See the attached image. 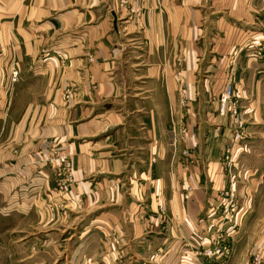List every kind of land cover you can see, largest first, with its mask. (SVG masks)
<instances>
[{
    "label": "crops",
    "instance_id": "crops-1",
    "mask_svg": "<svg viewBox=\"0 0 264 264\" xmlns=\"http://www.w3.org/2000/svg\"><path fill=\"white\" fill-rule=\"evenodd\" d=\"M263 17L264 0H0V264H189L218 234L228 257L202 264L264 256ZM228 83L249 135L232 147Z\"/></svg>",
    "mask_w": 264,
    "mask_h": 264
},
{
    "label": "built area",
    "instance_id": "built-area-1",
    "mask_svg": "<svg viewBox=\"0 0 264 264\" xmlns=\"http://www.w3.org/2000/svg\"><path fill=\"white\" fill-rule=\"evenodd\" d=\"M263 39H257L252 44V52L254 57L263 58L264 46L262 45ZM264 43V42H263ZM17 70L13 69L10 76V84H13L17 80ZM227 86L221 92L218 99V112L221 115H226L229 120V127L232 131V140L230 147L233 144L243 141L246 136V129L242 126V119L240 116L238 103L236 101L234 90L232 89V84L228 83ZM229 113V114H228ZM231 153L228 154V157ZM55 160V173L58 176V184L63 185L66 180L72 175V162L68 155L64 152H57L53 158ZM221 206V216L225 220H229L235 217L238 212V200L233 193L224 192L223 197L220 202ZM211 247H206L199 244L194 247L192 256L193 260L189 264H202L200 258H216L217 260H225L229 254V246L222 243V236L218 234L214 238ZM252 264H264V256L259 253H254L252 256Z\"/></svg>",
    "mask_w": 264,
    "mask_h": 264
},
{
    "label": "rangeland",
    "instance_id": "rangeland-1",
    "mask_svg": "<svg viewBox=\"0 0 264 264\" xmlns=\"http://www.w3.org/2000/svg\"><path fill=\"white\" fill-rule=\"evenodd\" d=\"M263 26H264V17H263ZM260 38H262L263 39V42H264V36H262V37H259V38H257V39H260ZM256 39V40H257ZM256 40H254L253 42H252V44L256 41ZM262 42V45L264 46V43ZM252 44H250V45H252ZM263 56H264V52H263ZM263 59H264V57H263ZM227 85H225L224 86V88L226 87ZM232 87V89L234 90V92H235V89H234V87H233V85L231 86ZM223 88V89H224ZM223 89H222V91H223ZM221 91V92H222ZM221 92H220V94H221ZM220 94H219V96H220ZM234 95H235V98H236V93H234ZM218 99H219V97H218ZM218 99H217V103H218ZM236 101H237V99H236ZM238 103V102H237ZM238 108H239V112H240V107H239V105H238ZM217 112H218V110H217ZM218 114H219V112H218ZM229 114V113H228ZM219 115H221V114H219ZM221 116H226V115H221ZM240 116H241V119H242V115H241V112H240ZM244 129H246V128H244ZM247 133V132H246ZM247 135H248V133H247ZM249 136V135H248ZM249 138V137H248ZM231 143H233V140H232V137H231ZM231 145V144H230ZM36 246V244H34V247ZM201 259V258H200Z\"/></svg>",
    "mask_w": 264,
    "mask_h": 264
}]
</instances>
